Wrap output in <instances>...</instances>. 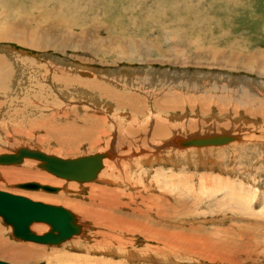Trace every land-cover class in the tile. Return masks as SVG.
Segmentation results:
<instances>
[{
	"label": "rangeland",
	"instance_id": "obj_1",
	"mask_svg": "<svg viewBox=\"0 0 264 264\" xmlns=\"http://www.w3.org/2000/svg\"><path fill=\"white\" fill-rule=\"evenodd\" d=\"M13 1V5L18 7V0ZM91 1L92 5L87 4L86 0H72L71 3H67L65 6H67L66 10L68 12L59 13L61 16L68 17L64 20L67 22L65 23V27L68 28V25L71 26L77 24L79 20L81 25H78L72 30L76 33L75 38L78 36L85 39L86 36H82L79 33L88 27V29L91 30L88 31V33H91L92 35L96 34L101 37H107L108 35L107 38L111 37L112 39H115L114 42L124 44L122 48L108 45L109 47L106 46L103 48V51H101L98 50L100 46L96 47L95 39H93L94 41L92 40L85 44L87 46L86 49L80 46L75 47L72 43L58 45V47L55 45L56 48L49 47L46 49H40L22 44L19 45L18 43L10 42V40H2L0 41V52L4 54L7 51L5 47L8 48V50L14 48L20 53L29 51L33 54H27L28 56L25 57L30 58L28 61H30V64L32 65H36V60L41 59L37 64L39 68L46 66L45 60H43L44 58H42V56L50 59H53L55 56H58L59 58L68 57L75 60L77 64L89 68L91 67L90 69L94 71L95 74L96 71H100L98 73L103 72V78L101 79L118 90H121V88L123 90L124 86L131 85L122 80L119 81V84H114L115 80L110 79V76L108 75L107 79L105 71H115L116 73L119 72V74L128 72L129 74H127L131 77V82L137 84L141 83L139 86L149 90V92H154L153 90L155 87L153 85H168L166 88L175 92L178 96L182 97V99L184 98L182 100L183 102L180 104L186 116L184 126L177 132V134L185 135L187 137L222 132L239 135L240 140H234L224 145L198 146L199 148H195L197 146H190L189 148L187 147V150L183 149L181 151L173 149L172 151L168 150L165 151L166 158L164 159H162L163 152H158V154L161 155L156 157L151 155V151H148L149 147L147 146L143 147L145 148L144 154H135L134 151L138 152V147L140 145H131L128 144V141H125L124 143L121 140V143L115 141L114 147L121 144L120 148L119 145L117 148L120 149V156L125 155V158L123 159L125 161L124 163L128 164L130 161L131 165H129L130 168L117 167L115 170L116 175L114 173L113 177L117 176L121 178L123 175L125 178L121 179L124 180L131 174L130 178L133 179V181L135 180V185L140 188V184L143 180L149 182L150 179L154 178L155 174L158 173L159 175L163 171L166 176L164 177L163 175L159 182L162 184L168 182L167 185H170L169 187L171 191L167 189L166 186H164V190L156 187V191H160L159 194H166L167 196H164L167 198L168 202L172 200V203H177L176 201L180 200L183 196V198H185L183 199L185 200V209H191L188 214L189 219H187L189 224L195 223L197 227L199 225V228L203 227L204 230L207 229L206 232H208V234L213 233L212 236H218L217 238H223L226 235L238 236L239 240L237 241H241V238L243 237L241 230L239 229H254L249 231L250 234L255 235L254 238L257 239L253 241L256 243V249L253 250L252 248V253H250V256L252 257L253 255V258L247 259L245 256L243 257L238 254L242 259L240 263L264 264V256H262L264 255V210H262V212H259L261 210H256V214L252 216L244 205L245 198L241 197L246 195L250 196V192L255 191L258 193H256V197L259 200L260 198L264 199V66H262L261 59L257 62L255 60L252 61L246 59L248 54L252 55L256 51H261L264 57V0ZM1 4L3 5H0V8L2 9L3 7L5 9V3ZM27 8L28 6L25 9ZM2 15L6 16L5 13ZM68 32L69 31L61 30L59 36L63 37V34ZM43 37L45 38L46 36L43 34ZM44 38L43 40L46 43V39ZM135 42L137 44H135ZM131 43H133V45H131ZM179 45L182 47L176 48ZM118 53L121 55H132V57L128 59H118V57L115 56ZM200 53L201 55L199 56ZM11 54L15 58L20 56L13 52H11ZM147 55H150L153 62L146 60ZM139 57H142V59L146 61H140ZM101 59L105 61L107 60V62L102 61ZM165 60L171 62H164ZM26 62L27 61L25 60L23 63L26 64ZM47 66L48 68L51 67L50 65ZM32 68L34 70L35 67L32 66ZM13 69V74L6 85L8 93H11L12 95H10L7 102L6 111H8V117L5 116V119H0V153L15 152L16 149L23 145L30 148L41 149L48 153L53 152L54 154L56 153L57 155L64 157H77V154L81 156L96 151H106L104 148L105 141H99V143L97 140L94 142L82 141L78 147L70 150L63 148L60 149L58 144H50L47 141L41 142V139H38V134L41 136L42 132H40L41 130H39L36 125H34L36 127L29 125V128L27 126V129H24L25 133H22L23 131L20 129L19 124L16 123V119L20 117H17L14 114L17 109L21 110V107L25 106H30L31 108L38 106L37 108L40 110L42 109V112L44 113L39 109L38 110L43 116H45L47 111H56V114L60 113L61 115L63 114L62 111L66 112L67 109L65 108H67V106H64L66 103L58 93L59 88L54 84L52 85V82H50L51 78L45 77V79L41 80L36 76L35 81H31L29 85L24 78L25 73L19 71L20 67H15L14 65ZM43 70L45 71V69ZM49 71L51 70L49 69ZM144 71L146 73H144ZM36 75L38 74L36 73ZM117 84L119 87H117ZM199 87L204 88L200 89ZM169 89H167L168 92ZM238 89H240L239 92ZM2 90H0V92H2ZM70 90L71 92H75L72 88L64 89L66 93H70ZM159 90L154 93L157 95ZM255 90L259 92L257 93ZM86 91L88 92V90ZM74 94L79 95V92L76 91ZM93 94L98 98V103L100 104L101 98L99 95L96 92L94 93V91L89 90L88 96ZM140 95L143 96V93ZM168 95L170 96L172 94ZM191 95L193 101L190 105L187 104V99H190L188 96ZM219 95H222L223 97L225 96L223 98L224 101L222 98L218 99V97H220ZM253 95L254 97L252 98ZM258 95L259 97L257 98ZM248 97L251 99L250 101ZM84 99L85 101L88 100L87 97H82L81 101H84ZM107 99L108 98L104 97L101 100L104 102V100L107 101ZM216 100L218 102H216ZM1 101L5 102L6 100ZM77 101L78 98L73 99V106L77 111H81V106H84L85 104H77ZM211 101L215 102L212 103ZM222 101L225 103H221ZM251 101H254L253 105ZM154 102L155 98H153L152 101V106L155 107ZM107 105H112L114 107V112L112 114L114 121H112V116L109 114L110 112H104L100 115L105 116L107 119V126L109 124L111 125V132H115V134L119 132L118 134H124L127 136V130L137 131V128L142 130L143 126L141 122L138 121V119H141L140 113H135V111H132L128 105L117 107L116 103L110 99ZM57 107L62 109L58 110ZM43 109L46 111H43ZM86 109L88 110V108ZM102 109H107L104 103L100 107L98 106L94 108L92 112H96L97 114V110L101 111ZM155 109L157 111L155 110L154 114L157 118L165 112L158 111L156 107ZM57 110L60 112L58 113ZM87 112H90V110ZM119 113L122 115H119ZM191 114L197 120L194 121L192 125L189 123L186 124L187 119L192 117ZM9 115H11V117ZM127 115L130 118L127 117ZM120 116H123L121 117V119H123L121 121H119L120 119L118 118ZM133 116L135 118H133ZM49 117L52 118V116ZM46 118L48 117L46 116ZM118 123L119 126L117 125ZM138 124L140 125L138 126ZM185 126L187 129L184 130ZM30 127L34 128L30 129ZM3 128L7 129L3 130ZM30 130L32 131L26 132ZM3 131H5V133ZM28 133L31 135H28ZM140 133L141 132H136L135 135H132V140L134 142L137 138L142 137ZM136 141L140 144L138 140ZM155 143L157 142L155 141ZM111 144L112 143L110 142V145ZM105 145L107 146L109 143L107 142ZM126 145L130 146L126 147ZM146 155H149L148 157L151 158V161L146 160L145 162ZM160 157L162 158L160 159ZM27 160L38 163V160L36 159L27 158ZM24 164L25 163H19L14 164L13 166ZM3 166L12 165L0 164V167ZM34 168L51 175L57 180L59 179L61 184L59 183L58 185L53 186L60 187V192L18 187V183L26 182L27 180L10 181L5 179L1 172L0 189L10 192L22 191L23 195L34 200L61 204L73 209V211H75L73 204L76 202L80 201L82 204V202L85 201L83 205H88L87 202L90 200L88 199L89 192L87 191L88 188L86 183L96 182L97 179L85 182L67 180L50 173L37 166V164ZM126 169H129L128 172ZM181 180H183V182L185 181V183L183 184ZM68 183H73L74 186L66 192L67 194L65 197L58 198L57 194L61 193V191L68 186ZM219 184L220 186H218ZM223 184H226L227 188L221 190L220 188ZM113 187L117 186L114 185ZM124 190L126 191V189ZM143 193L145 194V192ZM35 194H40V196L36 197ZM45 198H47V200ZM136 198L140 200L138 195H136ZM48 199H51L52 201ZM240 206L244 211L239 209ZM119 211L120 210H117L116 212ZM89 221L90 220L87 219L83 220L87 226L83 233L75 235L63 243L49 245L14 237L11 225L6 224L0 216V259L15 264H34L39 262H46L48 264H210V262L207 263L206 261L204 262L198 259L199 257L197 258L190 250H185L183 256H178V258L173 254H170L165 258L157 256L158 258L155 259L149 256H144V254L140 255L144 252L143 249L147 247L146 242H149L147 240L146 242L143 241L142 234L138 236L134 235L138 241L130 243L129 245H126V247L121 246L122 250L119 249L116 244L112 247L96 244V242H99L98 240H102V237L100 234L96 236L93 234L97 228L92 226V222L90 221V223ZM35 223L38 224H34L32 229L38 233H42L49 229L47 223ZM232 224L236 225L237 230H229V228L232 229ZM38 227H40L41 230H39ZM42 227L45 228L43 229ZM209 228L213 231L211 232ZM216 228L218 229L216 230ZM222 230H226L227 232H222ZM85 233H90L94 236L91 235V239H86L88 241H85L83 240L87 235ZM253 242L250 243L253 245ZM258 251L259 254L257 253ZM129 252H133L135 255ZM172 257L173 260L171 259Z\"/></svg>",
	"mask_w": 264,
	"mask_h": 264
},
{
	"label": "bare ground",
	"instance_id": "obj_2",
	"mask_svg": "<svg viewBox=\"0 0 264 264\" xmlns=\"http://www.w3.org/2000/svg\"><path fill=\"white\" fill-rule=\"evenodd\" d=\"M12 1L13 0H0L1 6L3 5L1 3H5V5H6L5 9L3 7H2V9L0 8V11L2 10L0 13V16L4 13L6 14V16L2 15L0 17V41L10 40V42L18 43L19 45L22 44V45L31 46L32 48H40V49H46L49 47L56 48L55 45H57V47H58V45H62V44H66V43H72L75 47L80 46V47H83L86 49L87 46L85 44L89 43L93 39H95L96 47L100 46L98 50H101V51H103V48L108 46V45H112L114 47H119V48H122L124 46V44H122V43L114 42L115 39H112L111 37L107 38L108 35H107V37H104V36L101 37V36L96 35V34L92 35L91 33H88V31H91L90 29H88V27L86 29L82 30L81 33H79L82 36H86L85 39L78 37V36H77L78 38L77 37L75 38L76 33H75V31H72V30H74L75 27H77L78 25H81V23H79L80 21L78 20L77 24H74L71 26L68 25V28H67V27H65V23H67V22H65L64 20L68 17L61 16L59 14L60 12H63V13L68 12L66 10L67 6H65V5L67 3L68 4L71 3L72 0H18V2H19L18 7H16V5L14 6L13 5L14 1H13V3H12ZM86 2H87V4L92 5L91 0H86ZM170 4H172V3H170ZM27 6H28V8L25 9ZM6 7H7V9H6ZM37 12H39V13H37ZM61 30H66L69 32L63 34V37H61V36H59V33L61 32ZM43 34L46 36L45 38L43 37ZM43 38L46 39V43L43 40ZM135 44H137V43L135 42ZM131 45H133V43H131ZM181 47L182 46L179 45L176 48H181ZM5 49H7V51L4 54H2L0 52V90L3 89L2 92H0V119H2V118L5 119L6 118L5 116L8 117V111H6V110H7V102L10 98L11 93H8L6 85L8 84L9 78H11V76L13 74L12 73V71L14 70L13 66L15 65V67H17V66L20 67L19 71H22L25 73L24 78L27 80V82H28L27 84H29L31 81H35L36 76H38V79H41V80L45 79V77L51 78L50 82H52V85L54 84L57 88H59L58 93L60 94V97H62V100L66 103L64 106H67V108L63 107L67 110H66V112L62 111L63 114H61V115L59 113L60 111L58 112V110H60L62 108L57 107V109H58L57 112L59 114H56L55 113L56 111H47L46 115L44 114L45 116H43L41 114L42 109L40 110L39 108H37L38 106L37 107L34 106L35 108H31L30 106L29 107L25 106L26 108L21 107V110L17 109L14 112V114L17 117H20V118L16 119L17 120L16 123L19 124L20 129L23 131L22 133H25L24 129L27 126L29 128V125H33V126L36 125L39 128V130H41L40 132H42L41 136L38 134V136H39L38 139H41V142L47 141L50 144H58L60 149L63 148L66 150H70V149L78 147V145L82 141L94 142L97 140L98 143H99V141L100 142L105 141L104 148L106 149V151L105 150L99 151V152H104V153L108 154V156H106L104 158V168H103V170H101L100 173H98V175H97L98 178H96L97 179L96 182L86 183L87 184L86 186L88 188L87 191L89 192L88 199L90 200V201L88 200L89 202H87L88 205L87 204L83 205V203L85 201L82 202V204L80 201H79L80 203L76 202L75 204H73L74 208H75L74 212H75V215L77 216V222L80 225H82V231L79 234H81L85 231V228L87 226H86V223L83 222V220L87 219V220H90L92 222L91 223L89 221L91 224H93L92 226H95L97 228L93 232V234L95 236L100 234L102 237V240H98L99 242H96V244H99L102 246L106 245L108 247H112L113 245L116 244L117 247L119 249H121V246L126 247V245H129L130 243H134L135 241H138L134 237V235L138 236V235L142 234L143 235V241L146 242V240H147L149 242H146L147 247L143 249L144 252L140 255L144 254V256H149V257H152L154 259L158 258L160 256L165 258V257L169 256L170 254H173L174 256H177V258H178V256H183V253L185 252V250H190L191 252H193L196 255L197 258L199 257L198 259H200L201 261H204V262L206 261L207 263L210 262V264H241L240 261L242 259L239 257V255H242L243 257L245 256V258H247V259L253 258V255L251 257L250 253H252L251 252L252 248H253V250L256 249L255 248L256 243H254L253 241L257 240V239H255L254 238L255 235L250 234L249 231L254 230V229H251V228L239 229V230H241L243 237L241 238V241H237V240H239L238 236L226 235L223 238H217L218 236L217 237L212 236L213 233L208 234V232H206L207 229L204 230L203 227L199 228V225L197 227L195 225V223L189 224L187 219H189L188 214L190 213L191 209H188V208L185 209L186 208L185 207V200H183L185 198H183V196L182 197L180 196L181 197L180 200H183L184 202L180 201V200H177V201L175 200L177 203H172L173 202L172 200L170 202H168L167 198L165 197V196H167L166 194H164L165 195L164 196L163 194H159L160 191L159 192L156 191V187H158L159 189H161V188L163 189L164 186H166L167 189L170 190V187H169L170 185H167L168 182H165L164 184L159 182L160 178L163 175H164V177L166 176V174L163 173V171L159 175H158V173L155 174L154 178L150 179L149 182H145V180H143V182H141V184H140V186H141L140 188H138L135 185L136 181L134 180L135 181L134 182L133 179L130 178L131 174L128 175V177H126V179H124V180L121 179V178H125L122 174H121L122 175L121 178H119L117 176L113 177V174L115 173V170L117 169V167L125 168V167H129V165H131L129 160H128L129 161L128 164L124 163L125 161L123 159L125 158V155L120 156L119 155L120 149L117 148L118 145L120 148L121 144H118L117 147H114L115 141H118V143H121V141L123 143L125 141H128V144L140 145L138 147L139 151L138 152L134 151L135 154H144L145 148H143V147H146V146L149 147L148 151H151V155H154L156 157H159L161 155V154H158V152L159 153L163 152L162 153L163 158L160 157V159L166 158V154H165L166 152L165 151H168V150L172 151V149L181 151L183 149L187 150L189 148V147L188 148L187 147L186 148L179 147L180 139L181 138H188V137L185 135L177 134V132L184 126V121H185V116H186V114H184V112H183L184 110H182L181 104H180L183 102L182 100L184 98L182 99V97L178 96L175 92L171 91L169 88H166V86H168V85H161V84L160 85H158V84L153 85L155 87V89L153 90L154 92H157V90L160 89L158 91L157 95L154 92H151V91L149 92V90L144 89L143 87L139 86L141 83L137 84L135 82H131L130 81L131 77L128 75L129 74L128 72H127L128 74L127 73L119 74V72L116 73L115 71H110V70L105 71L106 77L108 75V76H110V79L115 80L114 84H116V83L119 84L120 80L126 82L127 84L130 83L131 86H124L123 90L121 88V90H122L121 91V90H118V89L112 87L111 85L106 83L103 79H101V78H103V72H101L102 73L101 74V73H98L100 71H96V74L97 73L100 74V75H98V74L96 75L94 73V71H92L90 69L91 67L89 68V67H85L83 65L77 64L75 60L70 59L68 57H66L67 58L66 59V58H59L58 56H55L53 59H50V58H46V57L42 56V58H44L43 60H45L46 66L43 68H39L37 64L41 60V59H38L40 57L37 58L38 60H36V65L30 64V61H28L30 58L25 57V56H28L27 54H33V53H31L29 51L24 52V53L23 52L20 53L19 51H17L14 48H12V49L9 48L10 50H8V48L5 47ZM11 52H13L15 54H19L20 56L15 58L11 54ZM220 53H222V52H220ZM211 54H213V53H211ZM200 55H201V53L199 54V56ZM68 56H70V55H68ZM115 56L118 57V59H124V58L128 59V58L132 57V55H129V56L128 55H121L120 53L116 54ZM218 57H219V55H218ZM103 59H101V60L105 61ZM139 59H140V61L144 60V59H142V57H139ZM167 59H169V58H167ZM246 59L252 60V61L255 60L256 62L261 59L262 64H263L262 66H264V57H263L261 51H256L252 55L248 54V57H246ZM25 60L27 61L26 64L23 63V62H25ZM146 60L152 61V58L150 57V55H147ZM146 60H144V62ZM172 61H173V59H172ZM105 62H107V60ZM110 62H112V61H110ZM164 62H171V61L165 60ZM183 63L187 64L186 62H183ZM244 63H246V62H244ZM31 65L35 67L34 70H33ZM40 65H41V63H40ZM47 65H50L51 67L48 68ZM247 66H249V65H247ZM43 69H45V71ZM49 69L51 71H49ZM145 71H144V73H146ZM46 72H47V74H46ZM36 73L38 75H36ZM146 75H148V74H146ZM107 79H108V77H107ZM117 87H119V85ZM66 88H72L73 90H75V92L78 91L79 95L78 94L75 95L74 94L75 92H71V90H70V93H66L64 91V89H66ZM199 88L203 89L204 87H199ZM167 89H169V92ZM240 89H238V92L240 91ZM86 90H88V92ZM89 90L94 91V93L96 92L101 99L104 97L108 98L107 101L104 100V102L100 99V101H101L100 104L104 103L108 110L107 109L106 110L102 109L101 111L97 110V112H98L97 114H96V112L95 113L92 112V110L94 108H96L98 106L100 107L102 104L100 105L98 103L99 100L96 96H94V94L88 96ZM255 91L257 93L259 92L257 90H255ZM7 93H8V95H7ZM142 93H143V96L140 95ZM257 93H256V95H257ZM168 94H172V95L169 96ZM220 94H222V93H220ZM245 94H246V92H245ZM249 95H251V94H249ZM249 95H247V96H249ZM91 96H93V97H91ZM240 96H241V94H240ZM82 97L83 98L87 97L88 100L85 101V99H84L85 102L81 101ZM188 97H190V99H187L188 100L187 104L191 105L192 101H193V99H192L193 97H192V95L188 96ZM224 97L221 95L220 97H218V99L219 98L223 99ZM253 97H254V95L252 96V98ZM258 97H259V95L257 96V98ZM74 98H78V101L76 102L77 104H85L86 105V106L80 105L81 111H77L74 108V106H73V103H74L73 99ZM153 98H155L154 105L158 109V111H165L161 116H159V118H157V116L154 114L156 109L154 106H152L153 105L152 104ZM261 98H263V97H261ZM109 99L113 100L116 103L117 107L123 106V105L124 106L128 105L132 111H135V113H140L141 119H138V121H140L142 126H143L142 130H140L138 128H137V131L136 130L135 131L134 130H127L128 131L127 136L124 134H122V135L118 134L119 132L116 133L117 135L115 134V132H111V130H110L111 125L109 124L108 125L109 127H108L107 126V119L105 118V116L100 115V114H103L104 112L105 113L110 112L109 114L112 116V114L114 112V107L112 105H110V106L107 105V103L109 102ZM248 99H249V97H248ZM1 100H6V101L3 102ZM250 100L251 99H249V101ZM259 100H260V98H259ZM207 101H208V99H207ZM223 101H224V99H223ZM223 101L221 103H225ZM213 102H215V101H213ZM216 102H218V101L216 100ZM251 102L253 105L254 101H251ZM51 103H53V102H51ZM198 105H199V103H198ZM201 106H202V104H201ZM86 108H88V110H90V112H87L88 110ZM191 108H193V107H191ZM224 108H222V109H224ZM43 111H46V110L43 109ZM16 113H18V114H16ZM42 113H44V112H42ZM121 113H122V111H121ZM121 113H119V115H122ZM9 116L11 117V115H9ZM46 116L48 118H46ZM49 116H52V118ZM154 116H155V118H154ZM191 116H192V114H191ZM121 117H123V116L118 117L120 119L119 121L123 120V119H121ZM127 117H129V116L127 115ZM133 118H135V117L133 116ZM152 119H154V120H152ZM37 120H39V121H37ZM196 120L197 119L192 116V117L187 119L186 124L189 123L190 125H192L194 123V121H196ZM2 121H4V120H2ZM112 121H114L113 116H112ZM149 121L152 125L149 123ZM117 125L119 126V123ZM139 125L140 124H138V126ZM36 126H34V127H36ZM34 127H30V129H32ZM5 129H7V128H3V130H5ZM185 129H187L186 126H185L184 130ZM12 130H13V128H12ZM31 131L32 130L26 131V132H31ZM3 132L5 133V131H3ZM6 132H7V130H6ZM136 132H141L140 134L142 137L136 139L140 142V144L136 140H135V142L132 140V138H133L132 135H135ZM213 134H217V133H212V134L209 133V134H205V135H213ZM28 135H31V134L28 133ZM236 136H237L236 140H240V136L239 135H236ZM137 137H140V136H137ZM155 141L157 143H155ZM107 142L109 143V145H110V142L112 143L110 145V147H109V145H107V146L105 145ZM17 144H18V142H17ZM129 146L126 145V147H129ZM195 148H199V147L197 146ZM96 152H98V151H96ZM149 155H146L147 157L145 156L146 157L145 162H146V160L151 161V158L148 157ZM77 157H79L78 154H77ZM152 161H153V157H152ZM122 162H123V164H122ZM23 163H25V164L24 165H18V166L17 165L13 166L14 164H11L12 166L0 167V172L2 173V176L5 177V179L10 180V181H21V180H27V181L33 180L34 181V180H36V181H40L41 183H47V184H51V185H58L59 183L61 184V182H59V179L57 180L56 178L52 177L51 175L44 173L43 171L35 169L34 167L36 164L38 166V163L31 162L27 159H25V162H23ZM173 165H174V163H173ZM126 170L128 172L129 169H126ZM126 170H124V171H126ZM115 175H116V173H115ZM119 176H120V174H119ZM148 176H149V174H148ZM163 182H164V180H163ZM181 182L183 184L185 183V181L183 182V180H181ZM181 182H179V183H181ZM173 183H174V181H173ZM114 185L117 187H113ZM73 186H74L73 183H68V186L66 188H64V190L61 191V193L57 194V197L58 198L59 197H61V198L65 197L67 194L66 192H68L70 190V188ZM218 186H220V184ZM226 186H227L226 184H223L220 189L221 190L226 189L227 188ZM58 188L60 190V187H58ZM124 189H126V191ZM59 190H57V192ZM143 192H145V194ZM13 193L23 194L22 191H14ZM162 193H163V191H162ZM250 193H251L250 196H247V195L246 196L240 195V196L245 198L244 199V205L249 210V212L252 214V216H254L257 212L256 210H258V211L261 210L259 212H262V210H264V203H263L264 199L259 197L260 198V200H259L256 197L257 192H255V191L250 192ZM35 195H36V197L40 196V194H35ZM136 195H138L140 197V200H138L136 198ZM33 196H34V194H33ZM45 199L47 200V198H45ZM48 200H51V199H48ZM91 201H94L97 204L94 202H91ZM57 202H59V201H57ZM177 204L180 207H178ZM179 208H181V209H179ZM239 209L243 210V208L241 206ZM117 210H120V211L116 212ZM196 219H198V218H196ZM194 221H196V220H194ZM34 224H38V223H33L31 225V229H32V226ZM231 228L232 229L229 228V230L233 231V229H234V231H235L236 225L232 224ZM38 229L41 230L40 227H38ZM217 229L218 228H216V230ZM210 231H211V229H210ZM35 232H37V231H35ZM44 232H46V231H44ZM222 232H227V231L222 230ZM220 233H219V235H220ZM85 234H87V233H85ZM93 234H90V233L87 234L83 240L88 241L86 239H91L90 236L91 235L94 236ZM139 238H140V236H139ZM250 242H253L254 244L252 245ZM96 244H94V245H96ZM257 245H258V243H257ZM259 245H260V243H259ZM114 251H115V249H114ZM124 252H126V251H124ZM156 252L159 254H157ZM129 253H132L133 255H135L133 252H129ZM150 253H153V254H150ZM257 253L259 254V251ZM132 254H130V255H132ZM184 255H186V254H184ZM128 256H129V254H128ZM262 256H264V255H262ZM144 258H146V257H144ZM171 259L173 260V257ZM174 259H175V257H174ZM245 262H246V260H245Z\"/></svg>",
	"mask_w": 264,
	"mask_h": 264
},
{
	"label": "water",
	"instance_id": "obj_3",
	"mask_svg": "<svg viewBox=\"0 0 264 264\" xmlns=\"http://www.w3.org/2000/svg\"><path fill=\"white\" fill-rule=\"evenodd\" d=\"M237 136L222 132L213 135H192L181 138L179 147L190 146H219L232 142ZM104 152H94L79 157H63L48 153L41 149L21 146L11 153H0V164L11 165L23 163L25 159L38 160V166L67 180L79 182L92 181L104 168ZM25 189H43L57 192L59 188L38 181H26L17 184ZM0 216L6 224L12 226L14 237L42 244L56 245L63 243L82 231V225L77 222V216L72 209L61 204L34 200L26 195L17 194L0 189ZM35 222H44L49 225V230L37 233L31 229ZM0 264H15L0 259ZM34 264H48L39 262Z\"/></svg>",
	"mask_w": 264,
	"mask_h": 264
}]
</instances>
